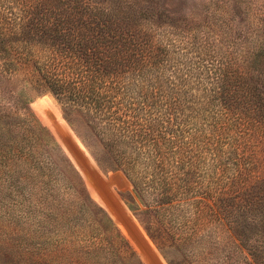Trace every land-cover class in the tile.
<instances>
[{
  "label": "trees",
  "instance_id": "trees-1",
  "mask_svg": "<svg viewBox=\"0 0 264 264\" xmlns=\"http://www.w3.org/2000/svg\"><path fill=\"white\" fill-rule=\"evenodd\" d=\"M109 3L8 0L0 8V84L7 76L11 87L0 91V127L30 142L21 161L49 172L46 193L60 183L68 213L89 218L97 249L116 262L141 264L31 112L30 93L50 94L97 167L127 179L125 205L163 255L220 217L264 264V248L247 242L251 231L264 237V92L251 76L261 52L245 65L174 55L143 16H121Z\"/></svg>",
  "mask_w": 264,
  "mask_h": 264
},
{
  "label": "rangeland",
  "instance_id": "rangeland-1",
  "mask_svg": "<svg viewBox=\"0 0 264 264\" xmlns=\"http://www.w3.org/2000/svg\"><path fill=\"white\" fill-rule=\"evenodd\" d=\"M7 2L0 0V8ZM108 2V8H116L121 16H143L144 27L155 28L159 40L175 47L174 55L200 56L206 63L217 60L245 65L261 52L251 76L264 92V0ZM7 80L6 76L0 91L11 88ZM30 97L31 112L48 129L91 199L105 211L141 264H255L230 230L231 219L220 217L205 218L195 229L196 240L182 249L166 243L169 248L163 255L125 205V200L133 197L127 179L120 172L97 167L50 94L30 93ZM32 150L22 134L0 127V264H120L117 258L97 249L89 218L68 213L71 200L60 183L46 193L44 183L49 172L39 173L21 161V155ZM51 179L59 181L58 176ZM64 212L72 217L59 218ZM247 224L251 229L255 225L250 220ZM247 238L248 246L264 248L263 236L251 231Z\"/></svg>",
  "mask_w": 264,
  "mask_h": 264
}]
</instances>
